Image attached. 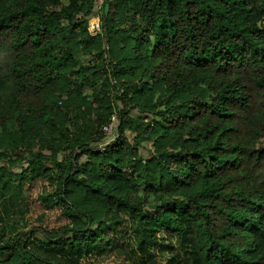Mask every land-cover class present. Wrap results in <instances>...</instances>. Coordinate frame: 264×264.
Segmentation results:
<instances>
[{
	"label": "trees",
	"instance_id": "trees-1",
	"mask_svg": "<svg viewBox=\"0 0 264 264\" xmlns=\"http://www.w3.org/2000/svg\"><path fill=\"white\" fill-rule=\"evenodd\" d=\"M99 9L91 36L96 0H0V162L20 164L0 180L39 191L17 237L0 212V264H64L32 241L106 250L186 223L204 264H264V0Z\"/></svg>",
	"mask_w": 264,
	"mask_h": 264
},
{
	"label": "rangeland",
	"instance_id": "rangeland-1",
	"mask_svg": "<svg viewBox=\"0 0 264 264\" xmlns=\"http://www.w3.org/2000/svg\"><path fill=\"white\" fill-rule=\"evenodd\" d=\"M96 4L99 11L101 0H96ZM99 13L101 15L100 11ZM97 15L98 13L91 18V23L97 20ZM79 57L81 62L87 59L85 56ZM127 137L132 140L134 134L128 132ZM152 151V143L140 142L141 154L149 157ZM0 167L9 169L11 173L20 172V164L8 166L0 162ZM45 188V192L53 191L48 184ZM35 189L36 187L28 186L27 183L15 177L1 178L0 212L9 238H15L31 227L29 220L31 213L27 212V207L39 192ZM60 220L62 218L57 211L49 214V221L52 223L61 222ZM129 227L130 224L127 223L124 229L128 231ZM185 227L186 231L179 240L166 237L161 232L150 238L128 236L123 239L120 235H113L110 238L112 237L116 246L106 250L89 246H80L75 249H46L41 248L34 241L30 243V246L43 257L64 264H204L199 256L193 225L186 223Z\"/></svg>",
	"mask_w": 264,
	"mask_h": 264
},
{
	"label": "built area",
	"instance_id": "built-area-1",
	"mask_svg": "<svg viewBox=\"0 0 264 264\" xmlns=\"http://www.w3.org/2000/svg\"><path fill=\"white\" fill-rule=\"evenodd\" d=\"M97 13H98L97 20L94 23L92 22L93 24L91 22L89 23L90 24L89 32H90L91 36H96V35L101 33V25H100L101 15H100L99 11ZM116 128H117V119L115 117H113L111 119V124L104 127V129H103L104 133L107 136V141L105 143L99 145L98 150L100 152H105L107 149V146L117 139L118 133L116 131Z\"/></svg>",
	"mask_w": 264,
	"mask_h": 264
},
{
	"label": "water",
	"instance_id": "water-1",
	"mask_svg": "<svg viewBox=\"0 0 264 264\" xmlns=\"http://www.w3.org/2000/svg\"><path fill=\"white\" fill-rule=\"evenodd\" d=\"M106 10H108V8H106Z\"/></svg>",
	"mask_w": 264,
	"mask_h": 264
}]
</instances>
